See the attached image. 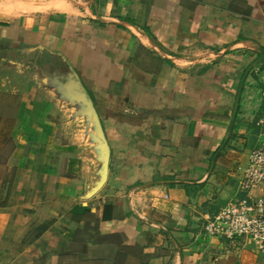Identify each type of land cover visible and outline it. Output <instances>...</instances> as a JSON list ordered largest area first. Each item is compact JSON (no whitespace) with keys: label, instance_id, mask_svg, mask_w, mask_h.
<instances>
[{"label":"crops","instance_id":"1","mask_svg":"<svg viewBox=\"0 0 264 264\" xmlns=\"http://www.w3.org/2000/svg\"><path fill=\"white\" fill-rule=\"evenodd\" d=\"M35 50L92 94L101 175L32 132L47 122L17 67ZM263 87L264 0H0V105L16 111L0 264H264L251 239L204 228L242 196ZM12 118L0 112V147Z\"/></svg>","mask_w":264,"mask_h":264},{"label":"rangeland","instance_id":"2","mask_svg":"<svg viewBox=\"0 0 264 264\" xmlns=\"http://www.w3.org/2000/svg\"><path fill=\"white\" fill-rule=\"evenodd\" d=\"M22 56L27 61L23 60L17 69L27 73L31 85L29 98L36 106L33 115L28 116L36 122L43 119L47 122L43 129L34 125L32 132L43 130L44 134L54 136L57 140H51V151L64 145L69 154L81 157L86 166L96 167L98 176L101 175V168L107 167L109 149L100 113L88 87L77 77L73 65L57 52L35 50ZM0 112L10 118L16 114L5 101L0 105ZM12 120L9 119L2 133L6 138L0 147V194L5 191L12 173L7 165L15 145V139L7 137L13 131Z\"/></svg>","mask_w":264,"mask_h":264},{"label":"built area","instance_id":"3","mask_svg":"<svg viewBox=\"0 0 264 264\" xmlns=\"http://www.w3.org/2000/svg\"><path fill=\"white\" fill-rule=\"evenodd\" d=\"M264 103V87L262 89ZM263 143L252 149L239 177L240 198L221 206L204 228L209 235L236 242L240 238L254 241L264 251V107L259 119Z\"/></svg>","mask_w":264,"mask_h":264}]
</instances>
